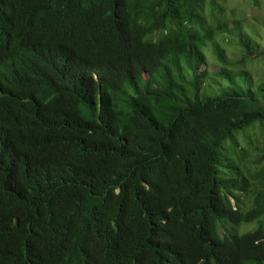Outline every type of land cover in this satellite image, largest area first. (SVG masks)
Returning <instances> with one entry per match:
<instances>
[{
    "label": "trees",
    "instance_id": "1",
    "mask_svg": "<svg viewBox=\"0 0 264 264\" xmlns=\"http://www.w3.org/2000/svg\"><path fill=\"white\" fill-rule=\"evenodd\" d=\"M220 7L0 0V264H264V82Z\"/></svg>",
    "mask_w": 264,
    "mask_h": 264
},
{
    "label": "rangeland",
    "instance_id": "2",
    "mask_svg": "<svg viewBox=\"0 0 264 264\" xmlns=\"http://www.w3.org/2000/svg\"><path fill=\"white\" fill-rule=\"evenodd\" d=\"M218 4L221 6L220 11L216 12V16L213 19L211 18L208 23L216 26V20L218 19V24L221 22H224V24L228 23L230 28L235 29L233 34L225 33L228 43L223 46L225 58L227 64H229L227 70L232 71V69L236 70L240 67L239 61L249 52L251 56L246 58L249 61L251 60V62L247 63L246 73L252 87H257L259 83L264 82V0H218ZM249 40H254L258 44L256 47H252L250 51L242 47L244 46L242 42ZM214 57L209 56L208 59L215 62L216 59ZM209 66L204 65L202 71L218 72V65ZM165 79L164 75L160 76L154 82V86H161ZM219 83H214L210 89L202 88L201 91L204 94L217 97L223 89L228 88V84L223 83L222 85L221 82ZM251 91H255V89ZM259 139L264 145V134H261ZM244 144L246 145V143Z\"/></svg>",
    "mask_w": 264,
    "mask_h": 264
}]
</instances>
